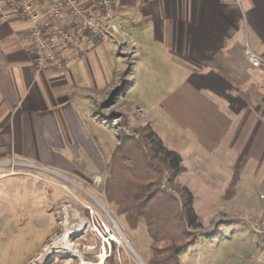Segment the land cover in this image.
<instances>
[{
    "label": "crops",
    "instance_id": "1",
    "mask_svg": "<svg viewBox=\"0 0 264 264\" xmlns=\"http://www.w3.org/2000/svg\"><path fill=\"white\" fill-rule=\"evenodd\" d=\"M79 1L93 9V0ZM113 3L123 19L125 44L94 39L85 54L59 49L64 74L51 66L37 71L29 22L15 12L0 17V161L20 158L79 176L93 170L101 176L112 152L107 158L90 129L103 124L97 101L108 93L112 77L153 74L161 68L179 83L158 108L170 120L179 121L183 114L185 122L179 127L184 145L191 135L183 153L161 140L180 155L185 186L192 193L191 171L208 188L209 178L219 175L222 181L215 187L226 203L214 207L224 214L264 218V203L253 204L245 196L235 199L241 198L245 175L262 171L257 184L264 188V63L251 66L243 52L248 44L264 59V0ZM46 7L38 0L39 11ZM101 61L107 65L102 67ZM80 66H86L87 77ZM131 100L137 108L143 102L139 97Z\"/></svg>",
    "mask_w": 264,
    "mask_h": 264
},
{
    "label": "rangeland",
    "instance_id": "2",
    "mask_svg": "<svg viewBox=\"0 0 264 264\" xmlns=\"http://www.w3.org/2000/svg\"><path fill=\"white\" fill-rule=\"evenodd\" d=\"M127 60L129 62L130 58ZM100 64L102 67L107 65L102 61ZM85 68L80 66L79 70L87 77ZM71 70L75 74V64ZM126 74L123 72L118 78L112 77L113 84L108 93L96 103V112L103 124L99 128L90 127L106 157L122 139H138L139 129L145 126L157 133L163 142H171L174 149L183 153L184 146L188 147L191 141V135H188V145L182 143L183 114H180L179 121L170 120L167 112L158 108V103L166 102L179 78L161 68L153 74ZM136 97L143 101L138 108L131 104V99ZM109 168L110 164L101 176L94 175V170L79 176L26 159L1 160L0 264H78L80 259L96 262L100 253H104L105 259L110 258L103 264L149 263L151 238L144 220L141 218L136 228H130L122 216L115 214L113 204L106 200L104 186ZM261 172L255 176L245 175L239 190L241 198L235 197L237 201L245 196L253 204L264 203V188L257 184ZM191 173L188 185L193 191L190 201L188 198L185 201L196 216L197 225L188 228L195 240L179 254L178 264H250L248 258L253 254L254 234L246 222L250 218H264L248 213H222L221 208L213 206L223 203L225 207L226 200L221 199V191L215 187L222 177L211 176L212 185L208 188L200 174ZM164 174L162 185L167 186L168 173ZM174 184L185 186L187 176L179 173ZM169 187L176 193L173 186ZM113 221L120 227L131 249L122 240L121 243L110 240L107 243L108 234L102 233L101 238L96 231L97 228L104 230L105 225L108 231L119 236L113 228ZM66 230L71 232L67 236L68 248L60 241Z\"/></svg>",
    "mask_w": 264,
    "mask_h": 264
},
{
    "label": "trees",
    "instance_id": "3",
    "mask_svg": "<svg viewBox=\"0 0 264 264\" xmlns=\"http://www.w3.org/2000/svg\"><path fill=\"white\" fill-rule=\"evenodd\" d=\"M183 170L180 155L167 149L148 126L139 129L138 139L119 141L111 154L106 200L130 228L144 220L151 238L150 264H178L179 254L195 240L188 228L197 225L196 216L185 201L192 194L186 186L174 184ZM165 172L168 185L161 188Z\"/></svg>",
    "mask_w": 264,
    "mask_h": 264
},
{
    "label": "built area",
    "instance_id": "4",
    "mask_svg": "<svg viewBox=\"0 0 264 264\" xmlns=\"http://www.w3.org/2000/svg\"><path fill=\"white\" fill-rule=\"evenodd\" d=\"M47 7L38 10V0H0V17L5 18L9 12L17 13L28 21L29 38L34 51V67L37 71L51 66L61 74L65 65L59 49L68 48L85 54L88 43L112 39L118 45H124L121 34L122 16L117 11L113 0H93V9L86 8L79 0H44ZM243 52L249 64L258 67L264 59L256 54L248 44ZM140 110V109H138ZM165 184L161 186L164 188ZM246 225L254 234L253 254L248 258L251 264H264V219L250 218ZM104 230L96 231L102 238ZM106 241V240H105Z\"/></svg>",
    "mask_w": 264,
    "mask_h": 264
},
{
    "label": "bare ground",
    "instance_id": "5",
    "mask_svg": "<svg viewBox=\"0 0 264 264\" xmlns=\"http://www.w3.org/2000/svg\"><path fill=\"white\" fill-rule=\"evenodd\" d=\"M113 228L116 231V233L119 234V236H115V234L112 231H110V230L108 231L107 228H106V231H107V234H108L107 235L108 237L105 239L106 242L109 243L108 240H110V241H117L118 243H121V240H122L131 249V246L129 245V243L126 240L125 236L122 234V231H121L120 227L118 226V224L115 221H113ZM70 234H71V232L66 230V232L62 236V239L60 240L63 243L65 248H68L70 246V244L67 241V236L70 235ZM97 258H98V260H97L98 262L97 261L96 262H88V261H85L83 259H80L78 264H103L104 263V260H105L104 253H102V254L100 253L97 256Z\"/></svg>",
    "mask_w": 264,
    "mask_h": 264
},
{
    "label": "water",
    "instance_id": "6",
    "mask_svg": "<svg viewBox=\"0 0 264 264\" xmlns=\"http://www.w3.org/2000/svg\"><path fill=\"white\" fill-rule=\"evenodd\" d=\"M143 264H145V263H143Z\"/></svg>",
    "mask_w": 264,
    "mask_h": 264
}]
</instances>
